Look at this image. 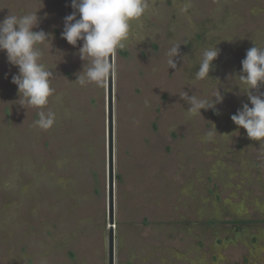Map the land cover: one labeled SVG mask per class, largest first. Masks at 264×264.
Returning <instances> with one entry per match:
<instances>
[{"label":"rangeland","instance_id":"1","mask_svg":"<svg viewBox=\"0 0 264 264\" xmlns=\"http://www.w3.org/2000/svg\"><path fill=\"white\" fill-rule=\"evenodd\" d=\"M70 2L0 0V20L41 8L55 113L48 130L34 124L41 109L20 105L0 52V264H108L107 79L75 82L84 62L60 35ZM147 2L112 57L114 264H264V143L233 133L248 101L228 79L264 47V0ZM210 47L209 80L193 83ZM218 87L216 110L186 112L178 93Z\"/></svg>","mask_w":264,"mask_h":264},{"label":"clouds","instance_id":"2","mask_svg":"<svg viewBox=\"0 0 264 264\" xmlns=\"http://www.w3.org/2000/svg\"><path fill=\"white\" fill-rule=\"evenodd\" d=\"M73 11L63 18L61 39L77 49L82 70L76 74L75 82L81 86L95 84L101 86L110 73L115 70L111 62L118 49L126 46L130 39L131 24L139 21L148 9L147 0H71ZM41 8L18 14H8L0 20V52L6 56L7 63L17 68L12 75L11 83L17 88L20 105L41 109L34 124L42 130H48L55 123V113L44 111L53 94L51 77L53 71L45 62V47L51 53L52 34L43 30L34 31L39 27ZM79 42V46H78ZM179 46L174 45L169 52L167 64L175 69V58L179 54ZM220 51L216 47L205 48L199 58V68L193 75V83L209 80L213 61ZM61 57L60 62L62 61ZM57 65V64H56ZM238 73L228 77L231 84L238 87L237 95H245L248 103L230 116L239 134L243 129L250 140L264 143V47L254 44L240 61ZM187 105L190 116H201V109L216 110V105L223 102L219 87L215 94L201 97L189 96L187 92L178 93ZM215 129V126L213 125ZM216 132V130H215ZM217 134V132H216ZM213 133L208 132L211 138ZM220 135V134H219ZM228 136V134H223Z\"/></svg>","mask_w":264,"mask_h":264},{"label":"water","instance_id":"3","mask_svg":"<svg viewBox=\"0 0 264 264\" xmlns=\"http://www.w3.org/2000/svg\"><path fill=\"white\" fill-rule=\"evenodd\" d=\"M113 58L111 59V62ZM107 213H108V264H114V172H113V101L112 73L107 78Z\"/></svg>","mask_w":264,"mask_h":264},{"label":"flooded vegetation","instance_id":"4","mask_svg":"<svg viewBox=\"0 0 264 264\" xmlns=\"http://www.w3.org/2000/svg\"><path fill=\"white\" fill-rule=\"evenodd\" d=\"M241 225H242V224H241ZM242 226H243V225H242ZM245 226H246V224H245ZM240 227H241V226H240ZM240 229H241V228H240ZM235 231H239V228H238V229L236 228ZM252 240H254V239L252 238Z\"/></svg>","mask_w":264,"mask_h":264},{"label":"crops","instance_id":"5","mask_svg":"<svg viewBox=\"0 0 264 264\" xmlns=\"http://www.w3.org/2000/svg\"><path fill=\"white\" fill-rule=\"evenodd\" d=\"M182 217V216H181Z\"/></svg>","mask_w":264,"mask_h":264}]
</instances>
